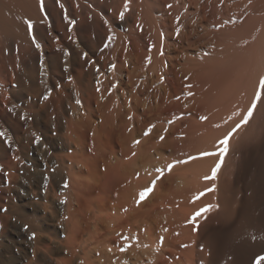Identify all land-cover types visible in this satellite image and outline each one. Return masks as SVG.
<instances>
[{
	"label": "bare ground",
	"instance_id": "bare-ground-1",
	"mask_svg": "<svg viewBox=\"0 0 264 264\" xmlns=\"http://www.w3.org/2000/svg\"><path fill=\"white\" fill-rule=\"evenodd\" d=\"M0 5L13 12V26L30 22L56 51L48 84L58 111L63 102L69 111L57 146L59 188L23 222V264L264 257V0ZM34 154L44 160L41 147ZM157 168L164 175L141 200Z\"/></svg>",
	"mask_w": 264,
	"mask_h": 264
},
{
	"label": "rangeland",
	"instance_id": "rangeland-1",
	"mask_svg": "<svg viewBox=\"0 0 264 264\" xmlns=\"http://www.w3.org/2000/svg\"><path fill=\"white\" fill-rule=\"evenodd\" d=\"M1 7L0 132L4 135L0 136V264H23L27 260L18 251L26 236L23 222L40 214L42 197L49 188H59L57 146L63 141L61 125L69 111L65 102L58 111V96L48 84L55 70L56 51L42 44L34 25L29 31L25 23L17 24L27 29L26 39L24 29L13 26V12ZM76 49L79 56L85 55L84 44H78ZM61 59L67 62L66 57ZM37 147L44 150V160L35 156ZM41 260L46 258L42 256Z\"/></svg>",
	"mask_w": 264,
	"mask_h": 264
},
{
	"label": "snow or ice",
	"instance_id": "snow-or-ice-1",
	"mask_svg": "<svg viewBox=\"0 0 264 264\" xmlns=\"http://www.w3.org/2000/svg\"><path fill=\"white\" fill-rule=\"evenodd\" d=\"M125 8H127V0H125ZM120 18L121 19L124 18L123 12L120 14ZM27 27H28V30L31 31L33 25L29 22L27 24ZM86 55L87 54H85V56ZM259 86H260L261 89H264V76H262L260 78ZM45 99H47V96H45ZM253 108H255V104H253L252 105V108H250L248 110V115L243 118V121L244 122H247V119L251 116V113H252V109ZM149 131H151V129H149ZM3 135H4V133L3 132H0V136H3ZM160 139L163 140L164 137L161 136ZM36 142L37 143L39 142V137L36 138ZM227 142H228L227 137L223 141H221V143H223L225 145L227 144ZM135 143H139V141H136ZM226 150L227 149L225 148L224 151H226ZM224 151L221 152V156L224 154ZM177 162H179V161H174L172 163H169L167 165V170L168 171H171L172 168L174 167V164L177 163ZM219 167H220V164H217L216 167L213 169V176H215V172H216V170L219 169ZM156 171L158 173V176L156 177V179H154L153 181H151V185L150 186L146 187L143 191L140 192L139 195H140L141 200H143L146 197L147 194L151 193L154 190V187H155V184H156V180L159 179V178H161V177H163L165 170L163 168H157ZM25 230H27V225L25 226ZM34 237H35V233H33L32 234V237H30V238H34ZM257 264H264V257H259L258 260H257Z\"/></svg>",
	"mask_w": 264,
	"mask_h": 264
}]
</instances>
